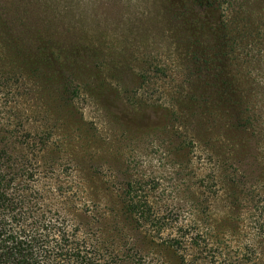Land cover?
Here are the masks:
<instances>
[{
	"label": "rangeland",
	"instance_id": "rangeland-1",
	"mask_svg": "<svg viewBox=\"0 0 264 264\" xmlns=\"http://www.w3.org/2000/svg\"><path fill=\"white\" fill-rule=\"evenodd\" d=\"M3 125L75 224L170 264H213L191 235L264 264V0H0Z\"/></svg>",
	"mask_w": 264,
	"mask_h": 264
},
{
	"label": "trees",
	"instance_id": "trees-1",
	"mask_svg": "<svg viewBox=\"0 0 264 264\" xmlns=\"http://www.w3.org/2000/svg\"><path fill=\"white\" fill-rule=\"evenodd\" d=\"M6 126L0 134V264H170L142 255L128 239L120 240V235L99 234L75 224L48 199L49 195L60 194L59 187L49 184L45 188L41 184L45 179H54L56 172L41 171L37 153H14L12 144L19 141L7 136ZM148 205L147 200L131 198L126 207L147 225L153 221L146 213ZM184 236L167 243L183 244ZM190 241L194 248L201 249V254L204 252L203 259L210 258V263L258 264L254 250L227 255L214 249L206 237L191 235ZM178 264L197 263L181 255Z\"/></svg>",
	"mask_w": 264,
	"mask_h": 264
}]
</instances>
